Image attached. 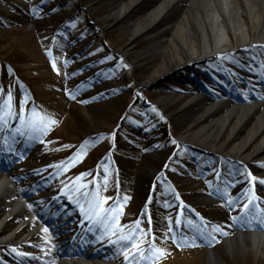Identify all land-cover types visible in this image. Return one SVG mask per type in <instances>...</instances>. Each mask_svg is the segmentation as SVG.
<instances>
[{"label": "rangeland", "instance_id": "rangeland-1", "mask_svg": "<svg viewBox=\"0 0 264 264\" xmlns=\"http://www.w3.org/2000/svg\"><path fill=\"white\" fill-rule=\"evenodd\" d=\"M128 1L8 0L0 4V13L11 18L4 19L8 28H0V60L12 61L23 79L17 81L22 92V114L34 120L36 105L46 115L41 147L34 155L21 157L15 166L41 168L48 162L35 176L40 180L38 191L46 187L48 181L44 176L54 168H58L59 185H68L81 173L74 183L76 192L82 194H92L91 185L98 180L100 187L92 195L101 202L99 208L108 211L115 205L119 209L117 230L112 234H123L124 229L139 230L136 239L125 237L121 244L117 243L120 252L117 260H112L115 264H132L139 259L146 252L133 257L129 254L141 245L146 250L150 243L146 236L153 237L156 230L162 234L159 243L165 254L149 264H211L208 247H215L221 264H264V251H229L225 243L232 236L228 233L232 226L245 221L238 219L240 214L230 208V202L216 195L221 190L237 191L241 187L244 182L235 173L240 163L234 157L226 158L230 154L220 148L215 156L204 153L203 150L213 147L198 137L200 124L190 125L197 121L196 114L206 99L221 101L219 108L226 100L236 102L235 99L228 95V90L224 91L227 84L222 82L223 78L215 79L224 87L205 75L182 79L183 74L177 73L179 66L173 64V57L166 50L170 32H135L134 23L141 21L144 6L129 10ZM34 3L40 6L34 8ZM121 6L124 13L119 12ZM53 16L59 23L54 26L59 29L62 25L67 29L69 24L72 26L60 46L53 42L57 38L53 36ZM74 16L79 19L74 21ZM79 43L83 44V57L73 51ZM72 56L81 59L74 63ZM218 64L207 67L221 71ZM12 83H6L9 91ZM203 84L211 89L210 94L202 90ZM1 90L6 91L0 87ZM193 95L200 98L188 104ZM241 97L247 98L245 94ZM1 98L0 94V139L6 136L17 147L25 141L30 143V135L36 129L23 123L24 117L17 119L9 114L14 108L13 100ZM132 107L143 118L140 123L129 125L122 120ZM11 124L25 136L4 134ZM226 135L222 134V141ZM185 165L190 166L191 174ZM221 168L227 180L223 178L221 185L214 184ZM150 185L154 196L146 200ZM191 214H205L209 235L205 236V230L201 234L202 242L209 243L208 246L197 240L193 243L185 236L178 243L169 242L176 219ZM224 233L228 234L223 236Z\"/></svg>", "mask_w": 264, "mask_h": 264}, {"label": "bare ground", "instance_id": "bare-ground-1", "mask_svg": "<svg viewBox=\"0 0 264 264\" xmlns=\"http://www.w3.org/2000/svg\"><path fill=\"white\" fill-rule=\"evenodd\" d=\"M139 6H144V14L141 21H135L134 31L141 34L157 29L161 34L170 32L166 50L176 66H181V61L187 56L204 55L198 60L207 58L210 53L228 56L240 50L242 42L249 38L264 41V0H129L127 4L129 10ZM124 10V6H121L119 12L124 13ZM252 45L256 46L248 49L257 56L255 49L262 46L257 43ZM246 52L248 50L243 51ZM239 56L245 58L243 54ZM259 74L257 72L256 76ZM228 81L240 80L229 78ZM199 98L197 95L191 96L188 104ZM219 102L206 99L202 110L196 114L197 123L190 125L200 124L198 137L207 140L213 148L225 150L230 154L228 157L239 161L243 158L250 167L264 169V100L242 103L226 100L222 108L218 107ZM225 133L226 138L222 141V134ZM256 156H260V159L255 160ZM238 174L242 175V169ZM14 193L17 194L16 187L10 176L0 172V249L5 253L21 239L29 240L32 245L40 241L49 244L46 240L49 233L42 229L39 221L32 220L33 211H27L24 200ZM59 242L61 240L53 237V250L58 249ZM225 243L229 251L251 249L255 254H260L264 251V233H236L226 238ZM21 247L29 249L27 244H21ZM208 255L211 264H221L215 247L208 248ZM58 264L115 262L105 257L89 256L62 259Z\"/></svg>", "mask_w": 264, "mask_h": 264}, {"label": "trees", "instance_id": "trees-1", "mask_svg": "<svg viewBox=\"0 0 264 264\" xmlns=\"http://www.w3.org/2000/svg\"><path fill=\"white\" fill-rule=\"evenodd\" d=\"M3 1H8V0H0V4L1 3H3ZM40 5H39V3H34V8L36 7H39ZM14 12H15V9L13 10ZM0 16L2 17V22H0V28L2 27V28H8V27H6L5 26V24H4V22H5V20L7 19H11V18H9V16H6V15H4V13H0ZM54 17V16H53ZM52 17V18H53ZM5 19V20H4ZM54 20H55V17L53 18ZM14 19H12V21H13ZM46 21H47V19H45ZM52 20V23H53V25H52V29L55 31L54 32V34H53V36H54V38H56L57 40H59L60 38H59V35H60V33H61V31L59 30V29H57L58 27H56V26H54V25H56V24H59L58 22H57V20ZM15 21V20H14ZM58 26V25H57ZM46 28V27H45ZM47 29H48V26H47ZM63 35H67V31H66V33L65 34H63ZM56 39H53V42L55 43V46H58L59 44H60V42L58 43V42H55V40ZM62 43H64L63 41H62ZM82 50V44H78V45H75L74 46V52L75 53H77V52H80ZM81 55V57H83V56H85V53L82 51V53L80 54ZM1 57V56H0ZM81 58L78 56V58H73V60H74V63L75 62H77V61H79ZM22 78H20V76H19V74H18V69H17V67L15 66V64L12 62V61H10V60H8V59H6V58H4V60H0V83L2 84V86L6 83V81H8V80H12V82H14V84L15 83H17V81H22L21 80ZM2 89H6V87H3ZM13 97L15 98V99H19V95H20V90L19 89H17V87H16V85H14V87H13ZM10 92H7V91H5L4 92V98L5 99H9V96H10V94H9ZM18 106L19 105H17V107H16V111L18 112ZM133 107H132V109H130L129 111H127L125 114H124V116H123V120L126 118V120L127 119H131L133 122H135L136 121V119L137 118H135V112L133 111ZM40 114H41V116L43 115L44 116V112L42 111V110H40ZM41 118L42 117H40L39 116V118H38V120H41Z\"/></svg>", "mask_w": 264, "mask_h": 264}, {"label": "snow or ice", "instance_id": "snow-or-ice-1", "mask_svg": "<svg viewBox=\"0 0 264 264\" xmlns=\"http://www.w3.org/2000/svg\"><path fill=\"white\" fill-rule=\"evenodd\" d=\"M51 123H55V121H51ZM253 181H255V177H252L251 178ZM261 183H264V181H261ZM45 231H47V229H45ZM129 239H131V237H129ZM155 251H157V252H159V253H161V254H165L164 252H163V250H161V249H155Z\"/></svg>", "mask_w": 264, "mask_h": 264}]
</instances>
